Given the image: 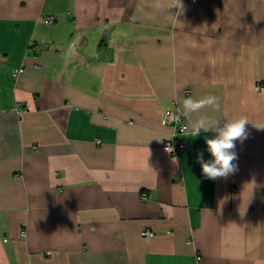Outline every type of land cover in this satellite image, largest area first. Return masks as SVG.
I'll return each mask as SVG.
<instances>
[{
  "label": "crops",
  "instance_id": "obj_1",
  "mask_svg": "<svg viewBox=\"0 0 264 264\" xmlns=\"http://www.w3.org/2000/svg\"><path fill=\"white\" fill-rule=\"evenodd\" d=\"M180 3L0 0V264H264V0ZM168 112L246 117L235 174Z\"/></svg>",
  "mask_w": 264,
  "mask_h": 264
},
{
  "label": "clouds",
  "instance_id": "obj_2",
  "mask_svg": "<svg viewBox=\"0 0 264 264\" xmlns=\"http://www.w3.org/2000/svg\"><path fill=\"white\" fill-rule=\"evenodd\" d=\"M178 8H182L180 0H176ZM204 107H213L219 110V101L215 96H207L201 100L186 99L183 102L185 114L199 111ZM248 120L246 117L225 122L221 125L219 120H210L207 117H201L195 122L190 123V128L186 126L185 131L192 136H199L203 131L213 132L211 138L205 140L206 150L210 155V160H205L203 153H198L197 163L201 166L202 174L210 179L227 178L229 175L235 174L238 165L235 161L238 156L235 152L236 142H243L247 139L248 133L246 125ZM253 186H255L253 182Z\"/></svg>",
  "mask_w": 264,
  "mask_h": 264
},
{
  "label": "built area",
  "instance_id": "obj_3",
  "mask_svg": "<svg viewBox=\"0 0 264 264\" xmlns=\"http://www.w3.org/2000/svg\"><path fill=\"white\" fill-rule=\"evenodd\" d=\"M54 19L52 17H48L46 19V24L51 26L53 24ZM162 124L163 125H168L171 126L173 129V135H172V141L165 143L164 149L165 151H170L172 154L176 153V151H181L186 148L185 142H175V138L177 136H184L187 134L185 131L186 125L182 121V118L179 114L177 113H165L162 119ZM142 200H147V196L145 194H142ZM142 238H148L151 237V233L148 231L142 232L141 233Z\"/></svg>",
  "mask_w": 264,
  "mask_h": 264
}]
</instances>
